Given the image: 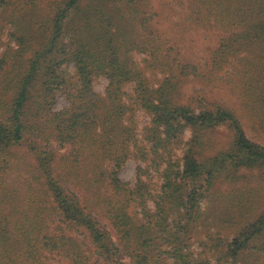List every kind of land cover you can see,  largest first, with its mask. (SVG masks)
Returning <instances> with one entry per match:
<instances>
[{
	"label": "trees",
	"instance_id": "trees-1",
	"mask_svg": "<svg viewBox=\"0 0 264 264\" xmlns=\"http://www.w3.org/2000/svg\"><path fill=\"white\" fill-rule=\"evenodd\" d=\"M263 191L264 0H0V264H264Z\"/></svg>",
	"mask_w": 264,
	"mask_h": 264
},
{
	"label": "rangeland",
	"instance_id": "rangeland-1",
	"mask_svg": "<svg viewBox=\"0 0 264 264\" xmlns=\"http://www.w3.org/2000/svg\"><path fill=\"white\" fill-rule=\"evenodd\" d=\"M139 58H142V57H139ZM106 86H107V80L104 79V78H100L99 80H97L95 82V85H94V90L97 92V93H101L103 94L105 89H106ZM191 88H187V92H190ZM68 105V101L63 97V96H60L58 99H57V102H56V109L57 110H61L63 109L64 107H66ZM139 130L141 131L146 125L149 124L150 122V117L147 116L146 114L144 113H139ZM248 133H249V136H253L254 134L251 133L250 130H248ZM142 166L143 168H145V164L141 163V162H137L136 160L134 159H131L130 161H128L126 163V165L124 166L122 172L120 173V178L122 179V181L124 182H128L131 186H133L136 182V168L138 166ZM148 180H150L154 186V189H158L160 187V184H161V179H160V176H159V173L157 172H154V171H151L148 175ZM252 183H256V178L253 177V179L251 180ZM262 195H264V191L262 192ZM213 238H211L210 240L203 236L201 238V240H198L197 242L194 243L193 245V248L192 250L198 254L200 252H209V249L210 248H207V246H212L213 247V250L216 252V250H219V246L222 247V244L224 242H222V240L220 241H217L218 239H216V237H219V238H225L227 237L228 235H230V231H228L227 229H224V231H220V232H217L215 231L213 234ZM200 239V238H199ZM199 242L203 243V245H201ZM220 247V248H221ZM211 256V255H210ZM209 256V257H210ZM219 256V253H216L215 254V257H218ZM212 260V264H216V260L215 259H211ZM126 264H129V262L127 260H125Z\"/></svg>",
	"mask_w": 264,
	"mask_h": 264
}]
</instances>
